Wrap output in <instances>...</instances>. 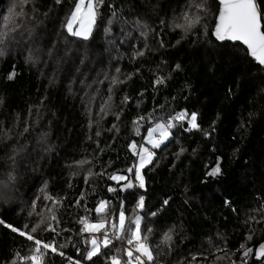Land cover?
I'll return each mask as SVG.
<instances>
[{
	"label": "trees",
	"instance_id": "1",
	"mask_svg": "<svg viewBox=\"0 0 264 264\" xmlns=\"http://www.w3.org/2000/svg\"><path fill=\"white\" fill-rule=\"evenodd\" d=\"M216 1L95 0L85 39L67 28L77 0H0V264H35V239L43 264H129L137 217L144 264H264V64L213 35ZM185 14L199 22L177 27ZM160 120L171 135L148 147L140 187L138 148ZM130 168L122 193L110 177ZM82 219L115 234L91 259L89 238L72 244Z\"/></svg>",
	"mask_w": 264,
	"mask_h": 264
},
{
	"label": "snow or ice",
	"instance_id": "2",
	"mask_svg": "<svg viewBox=\"0 0 264 264\" xmlns=\"http://www.w3.org/2000/svg\"><path fill=\"white\" fill-rule=\"evenodd\" d=\"M102 2V0H101ZM221 4V10L218 15V22L215 27V35L218 39L224 40V39H231V40H239L243 41L244 44L247 45L250 54L260 63L264 64V30H262V20H264V16H262L261 11L258 9L257 0H220ZM96 7L94 0H78L75 10L72 13V16L68 22L67 28L68 31L78 37H83L87 39L93 29V26L96 22ZM199 17H195L193 19H190L187 14H185V20L188 21L187 25H177V27H185L190 28L195 26L196 23L199 22ZM75 22H78L79 26L78 28L73 31V24ZM2 54V53H0ZM119 71V69H117ZM15 73L10 74L9 79L13 78ZM162 81H157V83H160ZM185 113L178 114L175 117V120H183L185 118ZM140 120H143V117L139 118ZM196 122V114L193 113L191 115L190 123L192 124V127H198ZM173 125L171 124H159L156 126V128L149 129V138L148 143H150L153 148H158L160 145L168 140L171 133L168 131L170 127ZM159 133L160 139L159 140H153L151 139L153 133ZM135 150V144L131 146ZM140 167H143L145 164V159L147 157L148 162L151 160V156L153 155L152 152L149 151L147 148H141L140 153ZM80 163H85L84 161H81ZM140 167H137L135 169V178L136 180L140 181V187H143V178L140 175ZM128 172H133V169H128ZM220 172V168L217 165L216 168H214L209 175H216ZM114 181H128L125 184L126 188H130L133 186V182L131 180H128L125 176H117L113 175L110 177ZM110 191H115V189H109ZM102 204H105L106 202H101ZM138 207H143V197H140V200L138 202ZM98 212L104 211L103 207H100L97 209ZM84 223V227L82 231L84 232H90V233H97L100 232L102 229L105 228V225L103 223L100 224H88L83 219L81 221ZM139 222L140 218L137 217L135 221L136 231L132 232L130 231V235L132 238L128 239L127 243L129 245H132L134 243V240L138 244V246L135 248V252L140 253V255L135 256V260L139 261L140 264H144V261L141 259V256H144L147 258L148 261H152L154 259L152 252L150 248L144 244L142 241L146 238L141 237L139 235ZM9 227H12L9 225ZM113 228H116L117 225L114 223L112 225ZM13 231H19L18 229H13ZM33 233L37 231V228H33L31 230ZM119 231L124 232L125 231V215L124 212L121 211L119 214ZM21 235H26V233L21 232ZM27 238L29 240H34V236L31 234H27ZM118 238H123L118 237ZM170 235H165V241L170 240ZM251 239V237H249ZM35 243L37 245L36 252H41V241L38 239H35ZM111 241L108 239L107 234L105 233L103 244L104 247L109 246ZM92 249L87 253V259H91L94 255H97L100 251V246L98 243L97 238H93L91 240ZM52 247L51 245L44 243L43 248L47 249ZM244 245H241V248H243ZM52 251H56L54 247H52ZM253 250L251 248L247 249L245 252V255H248ZM259 256L264 257V244L260 246V250L257 253ZM63 255V253H61ZM127 255L129 257L133 256V252L131 250L128 251ZM32 260H37L38 257L34 255L31 257ZM76 264H79V262H76ZM112 264H120V261L113 257L112 258Z\"/></svg>",
	"mask_w": 264,
	"mask_h": 264
},
{
	"label": "rangeland",
	"instance_id": "3",
	"mask_svg": "<svg viewBox=\"0 0 264 264\" xmlns=\"http://www.w3.org/2000/svg\"><path fill=\"white\" fill-rule=\"evenodd\" d=\"M77 2H78V0H77ZM77 2L75 3V5H73V7H72V13H73V11L75 10V7H76V4H77ZM94 3H95V5H96V2H95V0H94ZM72 13H71V16H72ZM71 18V17H70ZM69 20L70 19H68L67 20V25H68V22H69ZM78 26H79V24H78V22H75L74 24H73V31H75L77 28H78ZM32 54V53H31ZM193 114V113H192ZM190 120H191V118L189 119V123H190ZM159 124H171V120H169L168 122L167 121H162V120H160V121H158V123H155L154 125L152 124V125H150V126H148L147 127V131H146V133H145V137H144V140H143V145H140L139 146V148H138V153H140V151H141V148L143 147V148H147L148 149V147H151L152 145L150 144V143H148V138H149V129H153V128H156V126L157 125H159ZM191 124V123H190ZM168 131H169V129H168ZM160 135H159V133L157 132V133H153L152 134V137H151V139H153V140H159L160 138ZM138 155V154H137ZM138 157V161H137V167H140V155H138L137 156ZM148 161V159H147V157H146V159H145V164H146V162ZM136 167V168H137ZM100 207H105V204H102V203H100L99 205H98V207L97 208H100ZM87 223V222H86ZM100 223H103L104 225H105V228L104 229H102L101 231H102V236L101 237H99L98 236V234H100L99 232H97V233H95V235L93 236V234L94 233H90L91 234V237L89 238V241H90V248H89V250L86 252V254L92 249V244H91V240L95 237V238H97V240H98V243H99V246H101V244H103V239H104V232L105 231H107V226H106V221H104V220H102V219H98V220H96V221H93V222H89L88 224H100ZM116 225H117V231L120 233V231H119V216H118V221H117V223H116ZM134 231H136V228H134ZM106 233V232H105ZM104 245V244H103ZM138 246V245H137ZM136 246V247H137ZM135 247V248H136ZM134 251V253H136L137 255H140V253H137V252H135V250H133ZM35 253L36 252H33L32 253V257L35 255ZM136 254H135V256H136ZM142 258H144V260H146L147 258L146 257H144V256H141V259ZM42 259V258H41ZM34 262H35V264H42L41 263V260H34ZM136 262H137V260H135V259H133V260H131V262L129 263V264H136Z\"/></svg>",
	"mask_w": 264,
	"mask_h": 264
},
{
	"label": "built area",
	"instance_id": "4",
	"mask_svg": "<svg viewBox=\"0 0 264 264\" xmlns=\"http://www.w3.org/2000/svg\"><path fill=\"white\" fill-rule=\"evenodd\" d=\"M191 127H192V124H190V123L186 124V126H185L186 129H191ZM136 149H137V146L135 147V150H136ZM81 221H82V220H79V225L82 224V226H80L79 233H78V235H76V238H74V239L72 240V241H73L72 244L76 247V249H79V248H80V245H81L83 242H85L86 237H87V238H90V237H91V234H90L89 232H84V231H82V229H83V227H84V223H82ZM84 221H85V220H84ZM85 222H86V221H85ZM105 232H106V234H107L108 239H109V238H114L115 234H114V232H113L111 229H107V231H105ZM132 232H134V230H132ZM73 235H74V233H72V236H71V237H73ZM104 235H105V233H104ZM71 237L69 238V240L71 239ZM130 238H132L131 235L129 236L128 239H130ZM136 244H137V243H136L135 240H134V243H133L132 245H129V244L127 243V248L130 249V250L133 252V250H134ZM35 255L38 257V260H41V263L43 264V260L41 259L40 255H39L37 252L35 253ZM230 263H231V264H238L237 261H231Z\"/></svg>",
	"mask_w": 264,
	"mask_h": 264
},
{
	"label": "water",
	"instance_id": "5",
	"mask_svg": "<svg viewBox=\"0 0 264 264\" xmlns=\"http://www.w3.org/2000/svg\"><path fill=\"white\" fill-rule=\"evenodd\" d=\"M216 2H217V4H218V10H217L216 15L214 16V17H215V22H214V25H213L212 31H213V35L217 38V36L215 35L214 30H215L216 24H217V22H218V15H219V12H220L222 6H221V4H220V0H217ZM258 9H259V8H258ZM262 27H263V25H262ZM262 30H263V29H262ZM217 39H218V38H217ZM218 40H219L220 43L223 42V41H231L232 43H237V42H238V43L244 45V46L247 48L248 52L250 53V51H249L247 45L244 44L243 41H239V40H231V39H224V40H220V39H218ZM127 171H128V170H127ZM131 173H132V172H128L129 176H128L127 178H128V180H131V181L133 182L134 179L131 177ZM127 182H128L127 180H126V181H121V182L118 184V185H119V186H118V189H120V191H121L122 193L127 192V191L129 192V191L133 190V188H134V182H133V186H132V187H130V188H126V187H125V184H126ZM112 225H113V223L110 224V227H111V228H113ZM263 244H264V243H263Z\"/></svg>",
	"mask_w": 264,
	"mask_h": 264
},
{
	"label": "crops",
	"instance_id": "6",
	"mask_svg": "<svg viewBox=\"0 0 264 264\" xmlns=\"http://www.w3.org/2000/svg\"><path fill=\"white\" fill-rule=\"evenodd\" d=\"M160 138V137H159Z\"/></svg>",
	"mask_w": 264,
	"mask_h": 264
}]
</instances>
